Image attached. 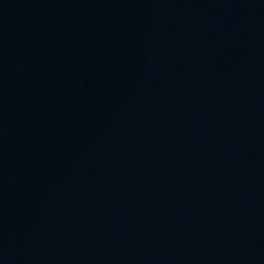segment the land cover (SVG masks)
Wrapping results in <instances>:
<instances>
[{"label": "water", "instance_id": "95a60500", "mask_svg": "<svg viewBox=\"0 0 264 264\" xmlns=\"http://www.w3.org/2000/svg\"><path fill=\"white\" fill-rule=\"evenodd\" d=\"M0 264H264V0H0Z\"/></svg>", "mask_w": 264, "mask_h": 264}]
</instances>
